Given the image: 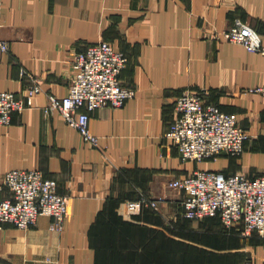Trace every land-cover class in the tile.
I'll list each match as a JSON object with an SVG mask.
<instances>
[{
  "label": "crops",
  "instance_id": "obj_1",
  "mask_svg": "<svg viewBox=\"0 0 264 264\" xmlns=\"http://www.w3.org/2000/svg\"><path fill=\"white\" fill-rule=\"evenodd\" d=\"M236 21L264 45V0H0V90L42 88L0 126V201L11 196L4 174L22 169L54 180L68 202L61 232L46 216L26 230L0 223V264H264V236L184 218L185 194L168 187L199 170L264 177V96L247 92L264 85V56L220 38ZM100 41L128 57L120 81L135 96L90 114L92 146L45 107L67 94L76 53ZM184 92L237 118L249 136L240 156L181 159L166 133ZM141 197L158 210L128 214Z\"/></svg>",
  "mask_w": 264,
  "mask_h": 264
},
{
  "label": "built area",
  "instance_id": "obj_2",
  "mask_svg": "<svg viewBox=\"0 0 264 264\" xmlns=\"http://www.w3.org/2000/svg\"><path fill=\"white\" fill-rule=\"evenodd\" d=\"M220 38L264 56L261 36L250 25L236 21ZM7 50V43L0 39V52ZM128 62L126 54L105 41L77 52L75 74L67 94L63 97L49 94L45 113L57 112L67 126L78 131L84 142L97 146L98 137L90 128V114L107 106L122 108L135 96V90L124 87L120 81ZM41 92L37 80H33L22 95L0 90V126H9L12 115L31 107L33 99ZM247 92L264 96V85ZM174 110L176 117L166 138L177 146L183 161L200 163L220 154L240 156L244 151L249 136L238 125L237 118L206 103L201 94L182 93L175 101ZM2 185L11 196L0 201V223L26 230L34 227L40 216H46L52 220L50 231L64 229L67 197L57 191L54 180L46 179L39 170L17 169L4 174ZM168 187L185 194L184 218L197 221L219 217L228 230L241 224L244 236L254 233L264 236V177L252 179L199 170L183 179H172ZM158 205L154 199L141 197L126 202L125 210L135 215L144 209L158 210Z\"/></svg>",
  "mask_w": 264,
  "mask_h": 264
}]
</instances>
